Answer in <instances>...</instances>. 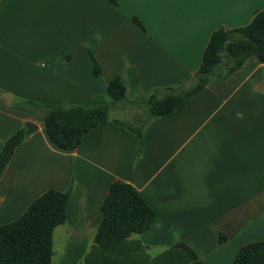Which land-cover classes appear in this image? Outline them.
Wrapping results in <instances>:
<instances>
[{"label": "crops", "instance_id": "0c3cea01", "mask_svg": "<svg viewBox=\"0 0 264 264\" xmlns=\"http://www.w3.org/2000/svg\"><path fill=\"white\" fill-rule=\"evenodd\" d=\"M263 9L264 0H0V151L28 132L0 178V226L47 190H69L55 230L68 247L92 248L110 185L121 180L157 212L130 237L149 254L183 242L205 264H232L242 245L264 240V63L255 56L212 78L178 114L128 116L130 105L114 103L75 149L57 147L44 127L46 105L106 96L115 77L126 104L193 86L212 32ZM117 120L142 131L140 152Z\"/></svg>", "mask_w": 264, "mask_h": 264}, {"label": "trees", "instance_id": "16d2710c", "mask_svg": "<svg viewBox=\"0 0 264 264\" xmlns=\"http://www.w3.org/2000/svg\"><path fill=\"white\" fill-rule=\"evenodd\" d=\"M118 5V0H108ZM247 25L238 28L219 27L210 36L193 86L170 91L160 96L153 92L147 97L150 118L180 113L194 95L216 76L231 74L255 56L264 63V9L250 15ZM133 21L144 28L138 17ZM225 68L223 73L218 70ZM94 73L102 74L100 63L94 58ZM107 95L91 98L73 105H46L49 112L44 127L50 140L60 149L78 147L84 134L104 123L114 103L127 99V86L121 77L111 79ZM29 104L36 103L29 101ZM117 123L136 134L139 152L143 148L142 131L125 121ZM28 132L22 128L14 133L0 151V178L11 162L17 146ZM70 191L49 189L36 198L17 219L0 226V264H52L54 230L67 219ZM103 218L97 228L95 244L86 253L83 264H205L198 254L179 242L156 256H151L143 243L130 238L144 233L157 218V212L130 183L116 180L102 205ZM225 239V235H220ZM232 264H264V240L240 247Z\"/></svg>", "mask_w": 264, "mask_h": 264}, {"label": "rangeland", "instance_id": "374dc122", "mask_svg": "<svg viewBox=\"0 0 264 264\" xmlns=\"http://www.w3.org/2000/svg\"><path fill=\"white\" fill-rule=\"evenodd\" d=\"M108 100H110L109 96H105ZM149 97V96H148ZM147 98L144 99L143 97L136 98V100L130 101L128 104H126V101L123 102H117L116 105H130L129 107H132L127 115L132 116L135 114H147L149 115V107L147 103ZM134 120V118H130L129 120ZM56 229V228H55ZM54 256L52 260V264H83L85 256L84 254L90 251L91 246H81V247H68L66 246V241L68 239L66 232L60 230V228H57V230H54ZM138 235L137 233H134L133 236ZM68 252V254H67ZM162 249L155 247L150 251V254L152 256H156L157 254L161 253ZM71 258V261H69Z\"/></svg>", "mask_w": 264, "mask_h": 264}, {"label": "water", "instance_id": "95a60500", "mask_svg": "<svg viewBox=\"0 0 264 264\" xmlns=\"http://www.w3.org/2000/svg\"><path fill=\"white\" fill-rule=\"evenodd\" d=\"M27 125H28V128H29V131H31L33 126H34L33 123L29 122V123H27Z\"/></svg>", "mask_w": 264, "mask_h": 264}]
</instances>
